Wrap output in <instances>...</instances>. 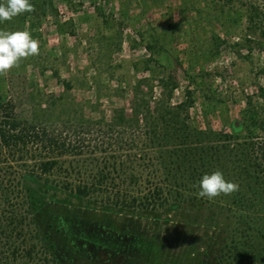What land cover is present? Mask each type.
<instances>
[{"label":"rangeland","instance_id":"obj_1","mask_svg":"<svg viewBox=\"0 0 264 264\" xmlns=\"http://www.w3.org/2000/svg\"><path fill=\"white\" fill-rule=\"evenodd\" d=\"M50 2L56 16L26 12L0 23V30L30 32L40 46L38 55L0 76V106L29 123L47 117L49 130L82 141L84 155L63 160L81 163L83 177L107 165L116 182L138 174L144 183L156 179L144 130L109 127L115 109L131 115L132 89L140 81L144 92L153 89V105L164 101L162 79L176 83L172 104L191 96L190 117L200 130L245 136L248 101L264 118V21L250 22L245 7L264 13V0ZM69 21L73 33H60L58 25ZM62 81L73 89L66 92ZM58 98L65 107L45 112ZM259 133L264 140V127ZM114 164L125 171L112 170ZM25 186L40 235L62 264H197L207 244L234 227L225 211L206 205L142 212L39 181Z\"/></svg>","mask_w":264,"mask_h":264},{"label":"trees","instance_id":"obj_2","mask_svg":"<svg viewBox=\"0 0 264 264\" xmlns=\"http://www.w3.org/2000/svg\"><path fill=\"white\" fill-rule=\"evenodd\" d=\"M31 2L38 18L57 15L50 0ZM245 7L250 22L263 23V11L254 5ZM72 25L70 21L59 24L60 33L69 29L73 33ZM145 65L150 71L147 62ZM168 79L160 81L164 101L155 105L153 89L146 93L144 81L138 82L132 89L131 115L126 108H117L109 124L112 131L144 130L145 147L153 154L148 168L156 176L146 183L139 174L116 182L109 177L112 174L107 165L97 168L91 177H83L81 163L63 160L82 157V141L49 130L51 120L47 117L35 116L29 123L16 118L9 105L0 106V264H62L51 255L40 235L38 210L25 186L27 180L55 185L106 207L156 213L195 205L217 208L232 218L234 227L227 237L209 242L197 264H264V140L259 133L264 118L248 101L245 136L200 130L190 117L192 97L173 105L178 85ZM61 84L66 92L73 89L70 81ZM59 105L65 107L63 98L54 99L45 112ZM112 167L115 171L122 168ZM216 170L238 184L239 191L213 200L200 198L199 181Z\"/></svg>","mask_w":264,"mask_h":264},{"label":"clouds","instance_id":"obj_3","mask_svg":"<svg viewBox=\"0 0 264 264\" xmlns=\"http://www.w3.org/2000/svg\"><path fill=\"white\" fill-rule=\"evenodd\" d=\"M34 11L35 6L30 0H7L6 6L0 3V23ZM39 49V41L28 31L0 30V76L6 75L14 67H19L21 59L38 55ZM197 186V195L208 200L221 195L230 196L239 191V185L226 180L219 170L203 175Z\"/></svg>","mask_w":264,"mask_h":264}]
</instances>
